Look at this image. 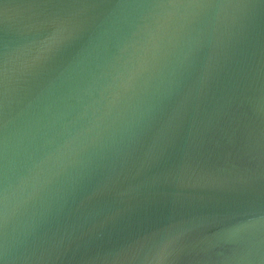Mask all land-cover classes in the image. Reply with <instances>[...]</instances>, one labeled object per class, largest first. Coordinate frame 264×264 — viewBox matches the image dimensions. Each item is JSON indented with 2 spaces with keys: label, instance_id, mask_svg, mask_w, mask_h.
Returning a JSON list of instances; mask_svg holds the SVG:
<instances>
[{
  "label": "water",
  "instance_id": "1",
  "mask_svg": "<svg viewBox=\"0 0 264 264\" xmlns=\"http://www.w3.org/2000/svg\"><path fill=\"white\" fill-rule=\"evenodd\" d=\"M0 264H264V0H0Z\"/></svg>",
  "mask_w": 264,
  "mask_h": 264
}]
</instances>
